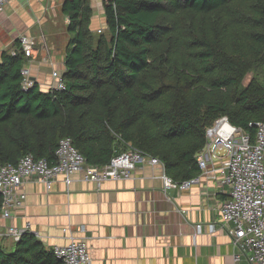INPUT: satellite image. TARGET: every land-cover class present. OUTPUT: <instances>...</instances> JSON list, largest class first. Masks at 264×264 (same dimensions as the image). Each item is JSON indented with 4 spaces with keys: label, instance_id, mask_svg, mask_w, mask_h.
I'll return each mask as SVG.
<instances>
[{
    "label": "trees",
    "instance_id": "1",
    "mask_svg": "<svg viewBox=\"0 0 264 264\" xmlns=\"http://www.w3.org/2000/svg\"><path fill=\"white\" fill-rule=\"evenodd\" d=\"M106 30L90 29L88 0H65L62 91L21 87L26 59L0 62V166L26 154L54 162L70 138L89 166L127 149L158 160L180 184L215 121L254 135L264 121V0H101ZM1 206V199H0ZM0 264H61L30 233Z\"/></svg>",
    "mask_w": 264,
    "mask_h": 264
},
{
    "label": "crops",
    "instance_id": "2",
    "mask_svg": "<svg viewBox=\"0 0 264 264\" xmlns=\"http://www.w3.org/2000/svg\"><path fill=\"white\" fill-rule=\"evenodd\" d=\"M63 1L12 0L0 13V62L3 52L16 51L19 37L31 39L36 53L24 67L42 91L52 89L64 73L68 20L61 13ZM88 1L89 29L104 32L101 0ZM224 155L222 148L212 154L203 149L197 159L204 157L217 168ZM160 174L159 167L143 164L128 179L95 184L79 173L68 184L58 177L48 191L31 177L18 191L22 206L8 220L0 219V247L10 251L14 242L5 234L29 224L28 232L48 251L70 238L84 240L92 264H249L243 255L234 261L238 249L228 231L220 229L219 207L229 190L219 184L220 174L187 190L166 191L154 178Z\"/></svg>",
    "mask_w": 264,
    "mask_h": 264
},
{
    "label": "built area",
    "instance_id": "3",
    "mask_svg": "<svg viewBox=\"0 0 264 264\" xmlns=\"http://www.w3.org/2000/svg\"><path fill=\"white\" fill-rule=\"evenodd\" d=\"M11 1L0 0V13ZM97 33L101 34L102 31ZM19 46L26 60L36 53L31 39L26 36L19 38ZM20 75L22 89H30L34 82L29 71L23 67ZM52 89H64L61 78ZM249 127H254L253 136L231 125L226 117L215 121L206 130L204 150L212 154L213 150L224 149L222 164L217 168L211 167L204 157L199 158L198 176L180 184L165 175L164 167L158 160L143 155L131 148L130 144H126L127 149L114 156L107 166L95 167L85 163L70 138H62L56 146L52 163L26 154L16 164L0 166V219L8 220L22 206L24 196L19 195L18 191L31 177H36L48 191L58 177L68 184L72 176L82 173L85 181L99 184L108 180L128 179L138 166L146 164L152 170L160 168V176L154 178L162 180L166 191L168 188L187 190L199 185L202 178L218 172L219 184L229 189L227 199L219 207V225L221 230L228 231L232 245L238 249V253L233 254L234 261L237 262L243 255L249 264H264V121L250 124ZM28 226L10 229L5 235L16 243L29 233ZM195 228L199 232L201 226ZM213 230L214 226L209 225V231ZM51 251L61 264H92L89 247L84 240L70 238L67 245L55 246Z\"/></svg>",
    "mask_w": 264,
    "mask_h": 264
},
{
    "label": "rangeland",
    "instance_id": "4",
    "mask_svg": "<svg viewBox=\"0 0 264 264\" xmlns=\"http://www.w3.org/2000/svg\"><path fill=\"white\" fill-rule=\"evenodd\" d=\"M19 38H20V37H19ZM19 38H18V41H17L18 43H19ZM31 42H32V40H31ZM32 44H33V42H32ZM33 47H34V44H33ZM34 49H35V47H34ZM35 50H36V49H35ZM24 68H25V67H24Z\"/></svg>",
    "mask_w": 264,
    "mask_h": 264
},
{
    "label": "bare ground",
    "instance_id": "5",
    "mask_svg": "<svg viewBox=\"0 0 264 264\" xmlns=\"http://www.w3.org/2000/svg\"><path fill=\"white\" fill-rule=\"evenodd\" d=\"M20 48V47H19Z\"/></svg>",
    "mask_w": 264,
    "mask_h": 264
}]
</instances>
